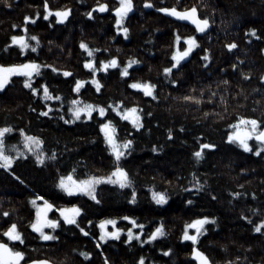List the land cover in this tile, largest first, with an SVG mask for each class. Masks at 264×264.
I'll return each instance as SVG.
<instances>
[{"label":"trees","instance_id":"1","mask_svg":"<svg viewBox=\"0 0 264 264\" xmlns=\"http://www.w3.org/2000/svg\"><path fill=\"white\" fill-rule=\"evenodd\" d=\"M33 1L28 0L29 11L33 10L35 14L40 12L41 20L43 0ZM94 1L57 0L58 3H54L48 0L53 10H72L68 21L60 24L50 17L48 21L39 20L38 26H33V35L48 39L47 50L36 53L33 59L73 73L72 77H64L50 69L45 74L44 71L48 69L45 68L42 69L43 75L35 78L34 86L39 88L40 84L47 83L54 95L62 96V101H43L39 96H33L24 87L23 77L14 79L6 91L0 92V127L10 125L16 129L24 128L28 134L40 136L45 141L44 150L48 155L53 151L57 154L56 161H48L44 166L37 165L30 153L19 158L13 167L24 184L10 172L0 169V214L4 211L10 213V217L0 216V239L7 242L2 232L14 221L24 233L25 241L40 246L35 235L30 234L29 227L35 211L29 199L39 194L59 207L71 204L82 206L85 212L78 219L94 235L99 233L95 225L106 217L130 215L137 218L138 223L145 225V238L160 223L165 225L166 236L143 246L135 241L131 246L120 241H109L102 245L111 264H136L141 255L147 258V264H196L190 255L191 242L182 243L180 238L185 223L204 215L216 219L215 224L207 226L208 231L198 243L212 264H225V261L234 260L237 256L240 257L237 264H264V236L254 233L252 224L241 218L242 214L249 216L253 222L264 218V212L261 211L264 210V155L258 157L245 153L237 145L226 142L227 133L231 130L228 125L239 116L264 119V81L260 80L264 74V58L261 57L264 0H206L207 7H201V0H152V8H145L144 0H134V12L125 21V26L130 29L127 39L122 33L117 34L114 17L109 12L113 56L121 65L130 58L138 59L141 63L129 69V77H121L119 69H113V83L101 79L104 88L99 94H96L89 76L79 98L104 106L121 100L126 106L138 104L145 115L144 128L135 131L131 124L109 111L108 118L117 124L118 135L134 139V151L124 160L123 166L135 183L137 202H129L131 189L101 185L98 195L102 203L99 205L86 196H67L57 187L59 176L73 169L78 178H86L88 175H105L113 165V159L99 132V123L103 122V118L98 119L94 113L93 120H81L73 124H65L58 118L67 112L69 101L77 98V93L72 91L75 79L87 77L76 67L77 57L80 55L81 60L84 58L78 44L83 40L90 46L91 38H96L108 25L102 19L92 23L86 16L87 5L89 8ZM103 1L112 7L113 0ZM194 4L203 10L202 13L214 17L215 23L209 32L211 39L156 10L174 5L182 9ZM213 8L216 9L215 13L212 12ZM24 9L20 0L12 9L0 7V21L3 22L0 24L3 28L0 29V35L9 31L4 28L11 21L16 23L22 19ZM250 27L258 30L261 39L245 35ZM177 33L181 36L195 34L201 48L197 49L189 62L184 63L178 71L174 69L173 75L166 79L162 69L170 66L169 57ZM231 42L237 43L238 47L229 51L225 45ZM249 44L252 46L249 47ZM203 49L209 50L210 61L201 59ZM15 59L19 60L18 57ZM233 63L238 65L236 70L231 67ZM205 64L208 66L205 67ZM241 73L247 74L248 79H243ZM172 79L177 80V83L171 84ZM223 80L229 83H220ZM133 81L155 83L159 99L145 97L142 92L130 88L128 85ZM201 89H204V102L199 105L180 99L184 95H200ZM210 91L216 92L212 102H208ZM221 95L225 97L224 103L220 102ZM45 104L53 108L49 117L40 115ZM32 108L36 111H32ZM148 112L152 115H146ZM66 118H70V114ZM181 127L185 131L181 132ZM169 129L174 132L172 140L167 136ZM7 137L9 145L23 149L18 131L7 134ZM199 142H212L217 148L206 150L204 160L197 163L192 153L198 148ZM250 143L255 145L254 141ZM153 145L162 146V150L153 152ZM11 154L15 155L14 152ZM196 179L203 185L202 189L193 188ZM153 189L166 191L170 197L168 204L156 205L151 198ZM232 192L246 195L233 197ZM213 196L216 199H212ZM188 200L193 203L187 204ZM253 209L255 213L251 211ZM88 220L93 221V225H88ZM118 226L131 227L128 221L122 219H118ZM57 230L60 242L43 247L42 255L60 264H104L101 250L96 248L97 241L92 235L84 236L75 226L63 223ZM168 248L173 249V252L164 256L163 251ZM82 251L92 253L90 260L80 255Z\"/></svg>","mask_w":264,"mask_h":264},{"label":"snow or ice","instance_id":"2","mask_svg":"<svg viewBox=\"0 0 264 264\" xmlns=\"http://www.w3.org/2000/svg\"><path fill=\"white\" fill-rule=\"evenodd\" d=\"M6 7L11 8L12 5L8 3V0H4ZM206 0H201V7H207ZM145 8H152L154 4L152 0H144ZM43 19L48 21L50 17L55 18L56 23L63 24L68 21L72 10L70 8L63 9H51L49 7L48 0H43ZM135 9L134 0H118V3L111 8V12L114 13V27L117 34H123L124 38L127 39L129 36L130 29L125 26V21L129 17L130 13H133ZM110 10V6L107 2H98L92 10L87 11L85 14L89 19H93V13L98 11L100 13H105ZM159 13L166 14L170 17L175 18L177 21H187L194 26V32L200 33L208 36L212 26L215 23L213 15L204 14L200 11L197 5H193L190 8H178L177 6L171 7H159L156 9ZM216 9L213 8L212 12L215 13ZM40 12L33 16H24L23 32L27 34L28 23H36V18H39ZM51 26V22H50ZM13 28L21 27L20 25L13 24ZM245 35L255 37L256 39H261L258 34V30L255 27H250L246 30ZM30 40L35 41V45L29 43V37L27 35L13 34L10 36V44L5 45V50L11 46H17L20 55H25V52L30 50L31 52H37L38 46L40 45V40L38 36L31 35ZM183 41V43H181ZM80 49L86 52L88 59L83 62V68L89 70L90 82L95 87V91L100 93L102 90V83L100 79H97V73L103 72L108 73L110 69H119V74L121 77H129V69L133 65L140 64L141 61L135 58H130L129 61L121 65L120 61L116 57H111L106 60H97L96 53L100 49H94L89 46V44L83 40L79 44ZM174 50L170 56V66L164 67L162 72L167 79L173 75V70L177 71L183 66L182 62H186L193 52L201 48L200 42L197 36L188 35L181 36L180 34H175L174 36ZM225 47L232 51L238 47L237 43L231 42L227 43ZM107 51V49H105ZM264 52V49H261ZM204 55L201 57L203 61H210L211 55L208 49H203ZM239 59V58H237ZM241 64L243 61L240 62ZM205 67L208 65L205 64ZM233 70L238 68L236 63L231 65ZM51 69L53 73L62 74L64 77H72L73 73L66 69L57 68L51 64H42L36 59H29L25 57L23 62L3 64L0 63V92L6 91L8 85L13 82V77H23V85L26 89H29L33 96H39L43 101H62L63 98L59 94H53L50 90V86L47 83L40 84L39 88L34 86V81L36 77L43 75L42 69ZM223 71V70H222ZM243 79H248V75L241 73ZM260 80L264 81V74L260 76ZM171 84H176L177 80L172 79ZM220 83L227 85L229 81L223 80ZM86 81L83 79H75L72 86V91L77 93V98L69 101V106L67 112L64 115H59V119L63 120L65 124H73L81 120H93L94 113L99 117L103 118V122L99 123V132L103 136V141L106 145L107 151L113 159V165L111 170L105 175H88L86 178H78L75 175V169L66 175H60L57 183V187L65 193L67 196H86L91 201H94L97 205L101 204L102 201L98 195V189L101 185H113L118 186L119 189H131L129 202L135 204L137 202V192L135 188V183L129 173V171L123 166L124 160L127 156L131 155L134 151V139L121 138L118 135L117 124L113 119L108 118L109 111L114 112L123 121H127L131 124L135 131H139L144 128L143 117L145 115L144 110L140 108L138 104L132 106H126L124 101H115L107 106L100 104H93L83 101L79 98L81 89L84 88ZM130 88L138 90L143 93L145 97H150L153 100L159 99L156 89L157 85L151 81H133L128 85ZM219 87V85H217ZM210 89V86H209ZM42 90V91H41ZM194 91V89H193ZM204 89L200 90V95H184L180 97L183 101L195 103L197 105L204 102L203 100ZM216 96V92L210 91L208 96V102H212L213 98ZM220 102H225V97L220 96ZM46 109V110H45ZM63 110V104H61V111ZM32 111H36L32 108ZM226 111V109H225ZM53 113V108L49 104H45L44 108L41 109L40 115L49 117ZM70 114V118H66ZM146 115L151 116L152 113L148 112ZM205 116L208 113H204ZM231 129L227 133L226 142L229 144L237 145L245 153H251L255 156L264 155V119H258L251 116H239L234 123L228 125ZM14 131H18L19 135L23 141V149L17 145H9L7 141V134ZM183 132L185 129L180 128ZM131 135V133H129ZM169 140L174 137V132L169 129L167 132ZM199 139V138H198ZM254 141L255 145L250 143ZM45 141L37 135L28 134L24 128L16 129L13 126L6 125L0 127V169H4L6 172H10L12 176L15 177L17 181L24 184V180L21 179L19 175L16 174L13 167L17 160L22 157H26L27 153H30L35 157V163L37 165L44 166L48 161H56L57 154L55 151L48 155L44 150ZM217 145L212 142H199L198 148L193 151L192 155L197 163L204 160L206 155V150H214ZM162 150V146L153 145L152 151L158 152ZM14 152L15 155L11 153ZM245 171V169H241ZM194 179H195V174ZM243 187V185H240ZM193 188L202 189L203 185L200 184L199 180L196 179L193 184ZM187 191V189H186ZM233 197H240L242 194L240 192H232ZM255 197V193L252 194ZM151 198L158 206H163L168 204L169 195L166 191H151ZM212 199H216L215 196ZM38 201L40 203H38ZM29 203L34 208V219L30 221L29 227L34 233L38 234V239L41 241H57L59 236L54 234L55 230L61 228V224L75 226L81 234L84 236L92 235V238L97 241L96 248L100 249V255L103 257L104 264H111L108 256L104 254L102 245L107 244L109 241H120L125 245L131 246L132 243L138 242L140 245L155 242L158 238L167 235L165 225L160 223L157 225L150 233L146 234L145 238V225L143 223H138L137 218L124 215L122 217H106L100 219L95 227H98V235L91 234L86 230L84 226L81 225L82 213L85 209L78 204H71V206L59 207L54 202L46 199L45 196L34 194L29 199ZM187 204L191 205L192 200L186 201ZM255 213L256 210H251ZM264 212V210H261ZM58 212L59 218H51L50 213ZM2 217H10L8 211H4L0 214ZM242 219L247 220L248 223L252 224V231L264 236V218L258 220V222H253L249 216L242 214ZM118 219L128 221L131 227L122 228L118 226ZM88 225H93V221L88 220ZM216 219L214 217H209L207 215L197 217L191 222L185 223L183 232L181 235V242L189 241L192 245L191 257L196 261V264H212V261L205 254L204 251L198 247L200 237L203 236L208 231V225L215 224ZM45 229H51L52 231H46ZM133 229H138V231H133ZM190 230H194L190 232ZM2 236L7 238V242L4 239H0V264H52L48 259H31L27 258V253L16 246L15 242L19 245L25 244L24 233L20 230L16 222H10L6 230H3ZM173 252V249L168 248L163 251L164 256H169ZM80 255L85 259L90 260L91 252H80ZM240 257L237 256L234 260L225 261V264H237ZM136 264H147V258L141 255Z\"/></svg>","mask_w":264,"mask_h":264},{"label":"flooded vegetation","instance_id":"3","mask_svg":"<svg viewBox=\"0 0 264 264\" xmlns=\"http://www.w3.org/2000/svg\"><path fill=\"white\" fill-rule=\"evenodd\" d=\"M17 1H19V0H14L13 2L11 0H8V3H10L12 5V7H13L14 4ZM53 1H54V3H58L57 0H53ZM20 2L22 3L23 7L25 8L22 11L23 12L22 13V19L20 21H16V23L14 21H11L9 23V25H6V28H4V29H9V31L5 32V34H1L0 35V63H3V64L19 63V60H20V62H23L25 60V57H28L29 59H33L34 58L33 56L36 55V53H43L48 48V46H47L48 39L47 38H42V39H39L40 40V45L38 46L37 52H31L30 50H28V51L25 52V55H20L18 47L14 46V45L9 47L7 50H5V45L10 44V36L13 35V34L27 35V37H29V43H31L33 45H35V43H36L35 41L30 40V36L33 35V26H38L37 23L40 20V17L36 18V23H34V24L33 23H28L27 24L28 32H27V34H25L23 32L24 16L28 15V16L35 17V13H34L33 10H30L31 12L29 11L28 0H20ZM33 2H36V0H34ZM98 2L104 3L105 1H103V0H95L93 2V4L89 5V8H88V5H87V10L88 11L92 10ZM116 2H118V0H113L112 7L114 6V4ZM0 7H4L6 10L12 9V7L11 8L6 7L3 0H0ZM186 7L190 8L191 6H186ZM111 8H110V10L108 12H105V13H100V12L96 11V12L93 13L94 18L93 19H89V21H91L92 23H95L96 20H97L96 22H99V20H101V19L103 21H105L106 25L108 23V25L106 26V29L102 30V32L100 31L96 38H94V39L91 38V40H90V47H92L94 49H100V51L96 53V58H97L98 61L99 60H106V59H110L111 57H114L113 54H112V51H111V41H112L113 32L110 31L111 26L109 25L110 21L108 19L109 12H111ZM183 8H185V7H183ZM200 11H203V10L200 9ZM161 14H163V13H161ZM112 15L114 17V13H112ZM99 16L101 17L100 19L97 18ZM43 20L44 19H41L40 21L42 22ZM174 20L177 21L176 19H174ZM177 22L185 23L184 21L183 22L182 21H177ZM1 23H3V22L0 21V24ZM13 24L20 25L21 27L13 28L12 27ZM185 24L189 25L188 23H185ZM189 26L191 28H194V26H192V25H189ZM0 29H3V28L0 27ZM1 37H2V39H1ZM173 46H174V44H173ZM173 46L171 48V53L174 50ZM250 46H252V45L249 44V47ZM262 46H263L262 49H264V44ZM78 49H80L79 44H78ZM105 49H107V51H105ZM81 50L82 49H80L79 52ZM196 52H197V49L193 52V54L191 55V58L194 56V54ZM76 53H77V49H76ZM171 53H170V56H171ZM14 55H17V56H14ZM82 55L84 57L82 60H81V56L80 55L77 57L76 67L79 69L81 74H83L84 76H87L86 77V79H87L90 76V73H89V70L83 68V62H84L85 59H88L89 57H87V54L84 51H83ZM15 57H18L19 60H16ZM261 57L264 58V52H262V56ZM189 60H188V62H189ZM169 62H170V57H169ZM49 72H50V69H47V71H44L45 74H47ZM112 72H113V69H110L108 73L99 72V73H97V79H100V81H101V79H104V80L107 79L109 81V83H110V81H111V83H113L112 82L113 81V76L111 75ZM13 78L17 79L18 77H13ZM86 79L83 78V80H85L86 83H87L89 80L88 79L86 80ZM101 83L103 85L102 81H101ZM102 88H104V87H102ZM96 94H99V93L96 92ZM97 118L100 119L101 117H99L97 115ZM56 214H57V212H56ZM56 214L50 213L49 216L51 218H56L54 216ZM45 230L46 231H52L51 229H45ZM30 231H31L30 234L32 236L35 235V237L37 239V242L40 243V246H35L33 242H28L27 240L25 241L24 245H19L18 242H15L17 247H19L21 250H23V251H25L27 253L26 259L27 258H31V259L45 258V259L50 260L52 263L60 264L59 262H55L53 259H50V258L42 255L43 254L42 251L44 250L43 247H46V248L50 247L52 245H55L57 242L59 243L60 241L59 240H57V241H41L40 239H38V234L37 233H34L31 230V228H30ZM54 234L59 236V230L56 229ZM47 251H48V249H47Z\"/></svg>","mask_w":264,"mask_h":264},{"label":"water","instance_id":"4","mask_svg":"<svg viewBox=\"0 0 264 264\" xmlns=\"http://www.w3.org/2000/svg\"><path fill=\"white\" fill-rule=\"evenodd\" d=\"M165 16H166L167 18H170V19H175V18L170 17V16H168V15H166V14H165ZM182 22H183V21H182ZM184 22H185V23H188L189 25H191V24H190L189 22H187V21H184ZM192 26H193V25H192ZM190 58H191V57H190ZM190 58H189V59H190ZM189 59H188V60H189ZM188 60H187L186 62H182V64L187 63ZM41 259H45V258H41ZM192 259H193V258H192ZM193 261H195V260L193 259ZM195 263H196V261H195ZM52 264H55V263H52Z\"/></svg>","mask_w":264,"mask_h":264},{"label":"rangeland","instance_id":"5","mask_svg":"<svg viewBox=\"0 0 264 264\" xmlns=\"http://www.w3.org/2000/svg\"><path fill=\"white\" fill-rule=\"evenodd\" d=\"M118 2H116L115 4H114V6L117 4ZM15 78H13V80H14ZM61 207H64V206H61ZM50 215V214H49ZM55 217H58L59 216V213L57 212V214L56 215H54ZM33 220V219H32Z\"/></svg>","mask_w":264,"mask_h":264}]
</instances>
